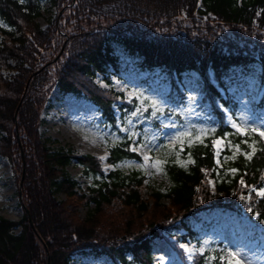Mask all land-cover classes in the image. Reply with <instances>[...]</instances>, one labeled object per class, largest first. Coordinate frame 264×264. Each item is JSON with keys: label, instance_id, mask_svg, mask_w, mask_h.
Masks as SVG:
<instances>
[{"label": "trees", "instance_id": "trees-1", "mask_svg": "<svg viewBox=\"0 0 264 264\" xmlns=\"http://www.w3.org/2000/svg\"><path fill=\"white\" fill-rule=\"evenodd\" d=\"M46 3L56 14L42 28ZM0 38V156L24 207L18 222L0 216V264H71L89 251L113 264H155L161 240L183 264H229L216 238L203 253L181 247L219 233L224 213L254 225L252 264H264V137L247 127L264 128V0H0ZM112 75L139 95L97 81L112 84ZM55 89L96 105L118 132L105 161L115 170L48 146L41 127ZM165 118L181 127L175 147L162 138ZM119 121L141 130L167 189L147 198L145 172L119 169L143 162ZM73 161L92 182L85 191L66 171Z\"/></svg>", "mask_w": 264, "mask_h": 264}, {"label": "rangeland", "instance_id": "rangeland-1", "mask_svg": "<svg viewBox=\"0 0 264 264\" xmlns=\"http://www.w3.org/2000/svg\"><path fill=\"white\" fill-rule=\"evenodd\" d=\"M56 14L54 8H50L49 4H44L41 16L36 19V22L42 27H46L48 20L53 18ZM7 28L6 25H4ZM1 42V38H0ZM112 84H107L105 80L99 76L97 81L104 88H113L115 91L124 94L127 97L133 98L139 95L136 87L132 88L125 78L111 76ZM192 94V93H191ZM119 116V114H117ZM44 123L41 127L43 138L47 140V144L52 150H69L72 149L76 155L90 154L93 156L107 157L110 149L113 147L115 141L119 137L118 132H112L102 122L99 114V109L85 99L65 95L58 89H55L51 96L50 102L43 113ZM164 130L162 138L166 143L175 147L181 143L180 130L181 127L172 124L171 119L164 120ZM121 126V123H119ZM122 127V132L131 133L138 137L141 133L140 129L134 128V121L128 122ZM137 139H135V143ZM136 150L143 162H129L124 165L120 164L119 169L126 173L130 171L142 169L147 176V186L145 189L146 197L151 195L154 190L164 191L169 187L168 179L163 175L160 163L157 165L156 161L160 162V158L155 156L152 152V147L149 143L143 142L136 145ZM145 156L148 157L145 160ZM106 158H103L105 160ZM110 169L115 170L114 167ZM67 173L70 177L78 183L79 189L85 191L92 184L91 180L85 177L83 167L76 161H73L67 168ZM148 198V197H147ZM58 199H64V195H58ZM167 203L168 200L164 199ZM95 205L90 204L84 206L80 210L81 217H88L94 210ZM0 216H3L11 221L18 222L24 216V207L18 192L17 183L12 171L11 164L7 158L0 156ZM205 215H201L204 217ZM225 217V215H224ZM17 218V220L12 219ZM230 224V226L228 225ZM246 222L238 224L235 217H230L228 223L219 221V233L212 234L207 241H188L182 242L187 248L182 247L187 255H193L196 252L203 253L206 248L216 238L218 242L223 243L222 247L227 246L233 251H241L246 264H252L254 250L258 244V238L250 234L249 228L253 227L248 224L245 228ZM20 232V228L16 230ZM176 233L185 234V231H176ZM200 239V237H198ZM80 259V257H79ZM95 262H102L101 264H113L109 258L97 252L89 251L84 254L80 260H75L74 264H94ZM155 264H183L177 252L164 241H160L155 248Z\"/></svg>", "mask_w": 264, "mask_h": 264}, {"label": "snow or ice", "instance_id": "snow-or-ice-1", "mask_svg": "<svg viewBox=\"0 0 264 264\" xmlns=\"http://www.w3.org/2000/svg\"><path fill=\"white\" fill-rule=\"evenodd\" d=\"M233 124L240 131H245V127H243V126H241L239 124H236L235 121H233ZM247 127L253 132L259 131L260 135L264 136V128L252 127L250 124L247 125ZM246 155H248V157L251 158V154L250 153H246ZM147 159H148V157L145 156V160H147ZM156 163H157V165H159L160 162L156 161ZM233 171H235V169H233ZM241 183L243 184L244 181L241 180ZM258 191H259V195L260 196H264V187L260 188ZM257 215H259V214H257ZM182 247L187 248L186 245H182ZM227 253H228V257H229V264H246L245 259L243 258L241 251H239V250L233 251L232 249H228ZM189 258H191V257H189ZM223 258L224 257H222V259Z\"/></svg>", "mask_w": 264, "mask_h": 264}, {"label": "bare ground", "instance_id": "bare-ground-1", "mask_svg": "<svg viewBox=\"0 0 264 264\" xmlns=\"http://www.w3.org/2000/svg\"><path fill=\"white\" fill-rule=\"evenodd\" d=\"M103 157H105V156H103ZM12 219H15V218H12ZM15 220H17V218Z\"/></svg>", "mask_w": 264, "mask_h": 264}]
</instances>
